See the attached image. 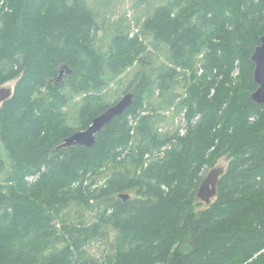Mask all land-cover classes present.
Instances as JSON below:
<instances>
[{
    "label": "trees",
    "instance_id": "trees-1",
    "mask_svg": "<svg viewBox=\"0 0 264 264\" xmlns=\"http://www.w3.org/2000/svg\"><path fill=\"white\" fill-rule=\"evenodd\" d=\"M1 3L0 87L17 82L0 105L9 161L0 158V177L10 170L0 182V264H99L83 247L107 232L105 264H264V106L250 99L264 0H169L141 37L115 36L106 55L92 46L87 0ZM147 37L164 44L171 67L136 75L125 92L132 106L92 149H56L108 107L104 77L142 61ZM62 66L72 74L56 85ZM180 76L185 132L161 136L144 106ZM75 94L84 95L76 130L63 112ZM222 157L215 200L196 213L202 172Z\"/></svg>",
    "mask_w": 264,
    "mask_h": 264
},
{
    "label": "rangeland",
    "instance_id": "rangeland-1",
    "mask_svg": "<svg viewBox=\"0 0 264 264\" xmlns=\"http://www.w3.org/2000/svg\"><path fill=\"white\" fill-rule=\"evenodd\" d=\"M169 0H87V6L96 21L97 32L93 39L92 46L99 54L106 55L109 52L111 40L118 35H129L141 37V25L150 15L153 8L164 5ZM0 0V12L3 4ZM143 39V38H142ZM144 40L145 51L142 61H136L118 76L107 75L104 77L105 86L98 94L102 97V103L110 106L117 102L123 94L136 88L139 78L136 75L140 71L149 72L151 76L162 73L171 67L167 60V48L163 43L152 40L147 37ZM17 80L10 81L1 87L14 88ZM184 77L177 78L175 90L170 93H154L151 98L146 100L144 106L152 116H154V131L159 135L172 134L176 130L181 133L185 131L186 119L185 110L181 106V99L185 97ZM84 95L75 94L69 96V103L63 109L67 126L72 129H78V111L83 104ZM0 158L8 165L9 161L0 142ZM214 167H223L226 169L227 161L225 157L217 159L212 166L206 167L202 172V179ZM10 170H6L0 177L3 182L8 176ZM215 199L212 200V203ZM199 204V205H197ZM207 208L201 202H196L195 212L198 213ZM88 224L94 222V215L86 214L83 218ZM61 226V223H59ZM108 238L104 240H91L83 247L86 256L98 258L99 264H105V255L111 253V232H107Z\"/></svg>",
    "mask_w": 264,
    "mask_h": 264
},
{
    "label": "water",
    "instance_id": "water-1",
    "mask_svg": "<svg viewBox=\"0 0 264 264\" xmlns=\"http://www.w3.org/2000/svg\"><path fill=\"white\" fill-rule=\"evenodd\" d=\"M250 60L254 66L252 75L253 82L256 85V89L250 94V99L255 104L264 106V29L259 38V44L254 48L250 56ZM71 74V69L67 66H62L58 72L55 84L58 85L64 76H70ZM11 94V89L0 87V105L6 101ZM134 98L135 94L132 90L125 93L117 102L96 115L86 129L72 133L65 138L56 149L74 146L92 149L96 143L97 135L114 119L122 116L126 110L132 106ZM224 172L225 169L223 167H214L201 180L196 192V199L199 202L206 206L211 204L212 200L216 197L217 185ZM129 198V194H118V199L123 202L127 201Z\"/></svg>",
    "mask_w": 264,
    "mask_h": 264
},
{
    "label": "bare ground",
    "instance_id": "bare-ground-1",
    "mask_svg": "<svg viewBox=\"0 0 264 264\" xmlns=\"http://www.w3.org/2000/svg\"><path fill=\"white\" fill-rule=\"evenodd\" d=\"M6 89H11V91H12V93H13V89H12V88H6ZM11 96H12V94H11ZM11 96H10V97H11ZM10 97H9V98H10ZM9 98H8V99H9ZM8 99H7V100H8ZM7 100H6V101H7ZM4 102H5V101H4ZM4 102H3V103H4ZM3 103H2V104H3Z\"/></svg>",
    "mask_w": 264,
    "mask_h": 264
}]
</instances>
